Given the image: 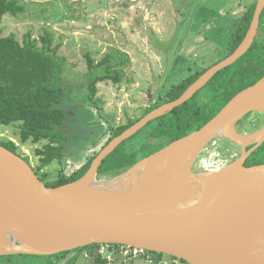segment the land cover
I'll use <instances>...</instances> for the list:
<instances>
[{
	"label": "water",
	"instance_id": "95a60500",
	"mask_svg": "<svg viewBox=\"0 0 264 264\" xmlns=\"http://www.w3.org/2000/svg\"><path fill=\"white\" fill-rule=\"evenodd\" d=\"M264 9L228 56L175 100L153 108L111 139L78 179L50 187L23 158L0 144V256H49L94 244L143 248L188 264H264V163L245 165L264 143V125L241 132L249 113L264 114V75L236 93L200 128L175 139L113 177L103 160L150 121L182 105L251 47ZM216 139L240 146L218 168L197 170Z\"/></svg>",
	"mask_w": 264,
	"mask_h": 264
},
{
	"label": "rangeland",
	"instance_id": "374dc122",
	"mask_svg": "<svg viewBox=\"0 0 264 264\" xmlns=\"http://www.w3.org/2000/svg\"><path fill=\"white\" fill-rule=\"evenodd\" d=\"M18 1L26 10L17 15H3L2 35L14 34L21 41L30 32L37 39L47 29L53 33V45L60 44L58 55L65 58L61 72L66 113L65 153L60 161L54 160L41 168L35 149L43 148L48 140L32 142L29 138L23 142L22 121L0 124V141H13L17 154L28 157V163L46 184L59 175L70 174L92 156L110 136L111 127L140 116L156 102H164L171 85L224 58L239 17L255 0ZM114 52L128 59L121 68V82H98L92 101L87 97L91 75L87 72L85 55L97 62ZM98 73L101 71H95ZM262 125L264 114L252 112L237 128L251 132ZM146 130L126 139L123 148H136L147 135ZM226 142L217 139L209 143L199 154L196 167L222 162L230 150L231 142ZM87 248L69 251L58 264H87L88 260L77 254L90 250ZM75 253L78 258L70 262ZM163 258L173 264H188L170 256ZM55 260V256H23L15 261L51 264ZM138 264L149 262L140 259Z\"/></svg>",
	"mask_w": 264,
	"mask_h": 264
},
{
	"label": "trees",
	"instance_id": "16d2710c",
	"mask_svg": "<svg viewBox=\"0 0 264 264\" xmlns=\"http://www.w3.org/2000/svg\"><path fill=\"white\" fill-rule=\"evenodd\" d=\"M255 6L256 0L242 12L231 33L228 51L224 57L231 54L245 37L252 21ZM25 10V6L20 4L18 0H0V124L9 125L15 121H22L20 136L23 142L29 138L32 142H38L42 139L48 140L43 148L35 149V154L40 157V167L43 168L54 160L60 161L65 153L66 135L64 123L66 113L63 106L64 92L61 89V72L65 58L58 55L60 44L53 45V33L47 29H44L37 39L32 38L30 32L26 33L21 41L14 34L2 35L3 15L6 13L17 15L25 12ZM85 57L87 72L91 75L87 97L93 101L97 92L96 84L98 82L106 80H112L116 84L121 82L123 77L121 68L127 64L128 59L119 53L117 55L116 52L114 54L107 53L97 62L88 54ZM215 63L213 62L178 83L171 85L166 92V99L162 103L177 99L190 84ZM97 70H100L101 73L95 74ZM263 75L264 9L259 18L255 39L247 52L236 62L220 70L189 100L165 115L150 121L140 129L139 131L147 129V135L142 138L136 148L125 150L122 145L124 141L118 145L103 160L97 177L118 175L130 168L138 160L175 139L200 128L215 116L236 93L254 84ZM201 91L203 94L199 95ZM162 103L156 102L146 108L140 116L129 119L125 124L111 127L110 136L92 156L86 158L70 174L59 175L56 180L49 181L45 185L55 187L81 177L87 171L93 158L111 139ZM0 144L17 153V147L13 141H0ZM225 155L228 158L229 152H226ZM24 159L29 162L27 156ZM260 163H264V143L254 150L245 165ZM35 171L38 175L37 170ZM42 177L44 176L42 175ZM113 245L116 246V244ZM92 246L90 245L89 247ZM69 253V251H66L49 255L56 258L51 264H58V261L60 262ZM154 255L160 259L163 254L154 253ZM23 256L31 257L37 255H4L0 256V264H16V258ZM77 257V255L73 256L71 260L69 259L70 262L75 261ZM93 257V262L95 263H106L105 259L97 256ZM181 261L185 262L184 260Z\"/></svg>",
	"mask_w": 264,
	"mask_h": 264
},
{
	"label": "built area",
	"instance_id": "2783aa9c",
	"mask_svg": "<svg viewBox=\"0 0 264 264\" xmlns=\"http://www.w3.org/2000/svg\"><path fill=\"white\" fill-rule=\"evenodd\" d=\"M216 140H214V141H216ZM224 159L222 160V162L217 163L216 165H213V164H211V165L214 167H217V166L219 167V166L223 165V162L225 161ZM232 159H234V158H231V160ZM228 161H226V163ZM88 249L92 250L91 251L92 253H90V250H88V251L85 250V251H82L84 255L87 256L89 254H92L94 256L105 259L108 263H111L116 258H119L122 263H129V262L136 260V259H146L151 263L156 261L157 263H162V264H173L172 262H169L170 260H168L166 258L158 259V258H156V256L154 254L152 256V253H150L146 249L131 247V246H127V245H116L115 246L113 244L102 243V244H95Z\"/></svg>",
	"mask_w": 264,
	"mask_h": 264
},
{
	"label": "crops",
	"instance_id": "0c3cea01",
	"mask_svg": "<svg viewBox=\"0 0 264 264\" xmlns=\"http://www.w3.org/2000/svg\"><path fill=\"white\" fill-rule=\"evenodd\" d=\"M88 249V248H87ZM86 251H88V250H86ZM81 256H83V258H85V259H87L88 261H87V264H102V263H95V262H93V256L94 255H92V254H89V255H84L83 254V252H82V255L79 253V257H81ZM78 258V257H77ZM140 259H136V260H133V261H131V262H129V263H122L121 262V260L119 259V258H116L115 260H113L111 263H108L107 261H106V263H103V264H138V261H139ZM146 260V259H145ZM148 261V260H147ZM149 262V261H148ZM151 262H149V264H150ZM151 264H159V263H156V262H152Z\"/></svg>",
	"mask_w": 264,
	"mask_h": 264
},
{
	"label": "flooded vegetation",
	"instance_id": "af4514ba",
	"mask_svg": "<svg viewBox=\"0 0 264 264\" xmlns=\"http://www.w3.org/2000/svg\"><path fill=\"white\" fill-rule=\"evenodd\" d=\"M257 115H259V113H257ZM240 130V129H239ZM241 132H246L245 130L244 131H241ZM227 152H229V157L228 158H225L224 160V162H223V164L224 163H226V161H230L231 160V158H235L238 154H239V152H240V146L239 145H236V144H233V143H231L230 144V150H228ZM254 152V151H253ZM253 152L248 156V158L253 154ZM235 156V157H234ZM247 158V159H248ZM247 159H246V161H247ZM228 161V162H229ZM245 161V162H246ZM196 169L197 170H203V168L202 167H200V168H198V167H196ZM167 255H162V258L163 257H166ZM167 259V258H166Z\"/></svg>",
	"mask_w": 264,
	"mask_h": 264
},
{
	"label": "bare ground",
	"instance_id": "6f19581e",
	"mask_svg": "<svg viewBox=\"0 0 264 264\" xmlns=\"http://www.w3.org/2000/svg\"><path fill=\"white\" fill-rule=\"evenodd\" d=\"M202 168H203V170H207V169L218 168V166H217V167H214V166H212L211 164L207 165V163H206V164H205V167H202Z\"/></svg>",
	"mask_w": 264,
	"mask_h": 264
}]
</instances>
